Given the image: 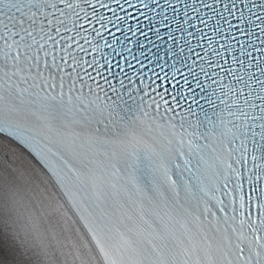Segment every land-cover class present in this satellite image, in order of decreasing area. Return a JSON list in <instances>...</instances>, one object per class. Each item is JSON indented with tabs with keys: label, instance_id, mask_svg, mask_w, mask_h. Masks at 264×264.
I'll use <instances>...</instances> for the list:
<instances>
[{
	"label": "snow or ice",
	"instance_id": "obj_1",
	"mask_svg": "<svg viewBox=\"0 0 264 264\" xmlns=\"http://www.w3.org/2000/svg\"><path fill=\"white\" fill-rule=\"evenodd\" d=\"M0 264H264V0H0Z\"/></svg>",
	"mask_w": 264,
	"mask_h": 264
}]
</instances>
